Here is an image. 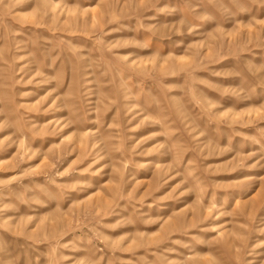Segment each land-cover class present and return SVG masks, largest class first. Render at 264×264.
<instances>
[{
  "label": "rangeland",
  "instance_id": "374dc122",
  "mask_svg": "<svg viewBox=\"0 0 264 264\" xmlns=\"http://www.w3.org/2000/svg\"><path fill=\"white\" fill-rule=\"evenodd\" d=\"M0 264H264V0H0Z\"/></svg>",
  "mask_w": 264,
  "mask_h": 264
}]
</instances>
